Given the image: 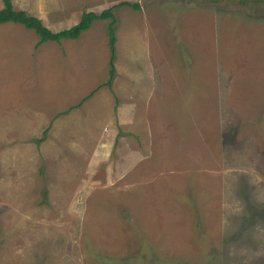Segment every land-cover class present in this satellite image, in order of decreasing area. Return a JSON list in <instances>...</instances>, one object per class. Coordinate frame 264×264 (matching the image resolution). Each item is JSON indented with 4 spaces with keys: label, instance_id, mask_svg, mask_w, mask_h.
Returning a JSON list of instances; mask_svg holds the SVG:
<instances>
[{
    "label": "rangeland",
    "instance_id": "rangeland-1",
    "mask_svg": "<svg viewBox=\"0 0 264 264\" xmlns=\"http://www.w3.org/2000/svg\"><path fill=\"white\" fill-rule=\"evenodd\" d=\"M121 1L0 23V264H264V0Z\"/></svg>",
    "mask_w": 264,
    "mask_h": 264
},
{
    "label": "trees",
    "instance_id": "trees-1",
    "mask_svg": "<svg viewBox=\"0 0 264 264\" xmlns=\"http://www.w3.org/2000/svg\"><path fill=\"white\" fill-rule=\"evenodd\" d=\"M2 6L0 7V23L5 21H13L22 24L26 28L32 29L35 34L38 36L34 46L39 45L40 43L47 41V40H54L59 41L63 38H76L83 30L88 28L93 20L99 18H108V22L106 25V32H107V42L108 48L110 51L109 54V75L113 72L112 66V58H113V22L114 16L111 11V8H105L101 10L99 13H94L92 11H84L81 13L79 19L74 24L70 25L69 27L62 28L56 31H52L43 25L39 18L28 14L24 9H16L12 6L11 0H1ZM245 0H240V2ZM256 1V0H255ZM128 5L131 7H137V2H130V1H121L120 5ZM109 83V81H107ZM253 215L256 216L255 213Z\"/></svg>",
    "mask_w": 264,
    "mask_h": 264
},
{
    "label": "crops",
    "instance_id": "crops-1",
    "mask_svg": "<svg viewBox=\"0 0 264 264\" xmlns=\"http://www.w3.org/2000/svg\"><path fill=\"white\" fill-rule=\"evenodd\" d=\"M125 1H128V0H125ZM72 39H74V38H72ZM60 40H61V39H60ZM60 40H59V41H60ZM131 108H132V107H131ZM117 109H118V107H117Z\"/></svg>",
    "mask_w": 264,
    "mask_h": 264
}]
</instances>
